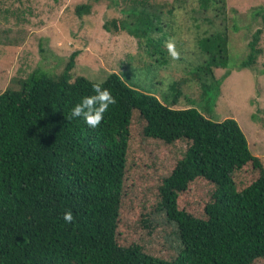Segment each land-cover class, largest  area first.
<instances>
[{
	"label": "trees",
	"instance_id": "trees-1",
	"mask_svg": "<svg viewBox=\"0 0 264 264\" xmlns=\"http://www.w3.org/2000/svg\"><path fill=\"white\" fill-rule=\"evenodd\" d=\"M175 1L199 5L202 17L226 11V0ZM89 10L90 5L79 8ZM258 13L264 26V10L254 17ZM131 22L132 27L141 20ZM223 22L199 40L209 60L191 72L209 98L219 90L214 69L230 64ZM113 23L125 30L124 20ZM263 31L253 34L240 68L256 64ZM76 57L60 75L38 69L0 93V264H264V167L237 121L215 122L195 108L174 109L168 97L139 91L112 73L102 86L117 102L90 128L70 118L72 106L92 95L97 83L72 79ZM178 97L179 90L173 99ZM180 142L188 148L158 184L159 198L143 207L130 239L135 203L153 189L135 181V169L158 151L156 161H164ZM249 168L257 176L240 186ZM193 182L214 188L205 192L203 217L181 206L179 196ZM67 210L72 223L63 219Z\"/></svg>",
	"mask_w": 264,
	"mask_h": 264
},
{
	"label": "rangeland",
	"instance_id": "rangeland-1",
	"mask_svg": "<svg viewBox=\"0 0 264 264\" xmlns=\"http://www.w3.org/2000/svg\"><path fill=\"white\" fill-rule=\"evenodd\" d=\"M84 4L90 5V10L81 13L79 8ZM260 10H264V0H226L225 15L211 13L210 18L202 17L199 5H183L175 0H0V93L11 83L16 88L15 78L27 80L38 69L51 76L60 75L77 53L72 79L104 82L116 73L139 91L161 100L168 97L166 103L174 109L195 108L215 122L235 119L250 151L261 158L264 167V31L259 43L262 53L256 64L239 67L249 54L253 34L264 27L263 17L259 13L254 17ZM212 18L217 26L223 22L220 32L225 31V24L229 28L230 64L227 69H214L219 90H212L209 98L191 72L209 60L208 54L200 50L199 40L216 31ZM135 19L141 23L129 26ZM119 20H124L123 31L114 26L113 22L119 25ZM106 23L111 32L105 29ZM136 30L142 36L136 35ZM170 38L181 53L179 60L173 61L168 55L165 42ZM177 90L181 97L175 101ZM187 148L185 142L177 143L165 153L164 161H156L158 151L135 169V181L153 189L144 202L135 203L137 215L126 233L130 239L136 235L135 224L143 207L159 198L158 184L171 174ZM256 176L249 168L240 186ZM213 190L208 184L193 182L179 196L181 206L203 217L205 192Z\"/></svg>",
	"mask_w": 264,
	"mask_h": 264
},
{
	"label": "clouds",
	"instance_id": "clouds-1",
	"mask_svg": "<svg viewBox=\"0 0 264 264\" xmlns=\"http://www.w3.org/2000/svg\"><path fill=\"white\" fill-rule=\"evenodd\" d=\"M168 55L173 61L181 58V53L176 49L174 39L165 42ZM92 95L83 97L80 102L72 106L70 118H81L90 128H96L104 119V114L109 107L116 104V98L108 88L102 86V82L92 84ZM63 219L66 223H72L74 216L71 210L65 211Z\"/></svg>",
	"mask_w": 264,
	"mask_h": 264
}]
</instances>
